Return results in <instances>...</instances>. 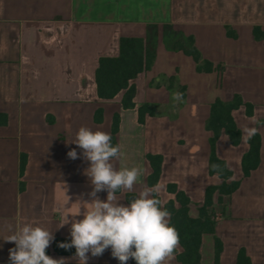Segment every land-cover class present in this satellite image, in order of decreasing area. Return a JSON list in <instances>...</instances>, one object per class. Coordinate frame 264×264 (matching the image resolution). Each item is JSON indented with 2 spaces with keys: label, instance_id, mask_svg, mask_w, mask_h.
Here are the masks:
<instances>
[{
  "label": "crops",
  "instance_id": "0c3cea01",
  "mask_svg": "<svg viewBox=\"0 0 264 264\" xmlns=\"http://www.w3.org/2000/svg\"><path fill=\"white\" fill-rule=\"evenodd\" d=\"M256 26L264 31V0H0V114L7 116L0 126V264H10L9 249L15 247L3 240L11 235L8 224L45 227L54 234L50 256H73L57 254L54 241L71 240L70 224L60 225L80 211L77 199L89 200L92 187L84 175L88 162L67 153L75 148L80 155L71 142L81 126L111 134L115 114L121 119L116 167L142 170L133 191L116 193L120 202L127 204V194L138 196L150 187L146 156L161 155L157 197L164 207L177 204L168 190L176 185L191 201L190 216L197 218L207 188L223 183L209 172L211 105L235 95L253 106L251 115L243 105L232 116L241 131L259 129L260 164L245 177L242 160L249 139L243 131L238 145L225 133L219 137L216 153L240 186L221 200L214 195L215 231L202 236L201 264H238L241 250L251 264H264V39H255ZM121 37L142 38L157 51L152 68L131 81L133 109L122 105L125 91L101 99L95 79L100 58L119 55ZM189 37L213 63L211 72H198L194 59L175 48L187 47ZM164 76H176L186 86L183 102L173 100L175 92L165 84L154 85ZM143 104L155 106L157 114L147 115L142 124L138 108ZM99 108L103 120L96 123ZM22 155L27 157L23 176ZM98 196L106 200L107 192ZM216 239L222 243L218 262ZM177 250L182 251L180 244ZM88 255V264H119L110 248L99 257ZM170 264H179L176 254Z\"/></svg>",
  "mask_w": 264,
  "mask_h": 264
},
{
  "label": "clouds",
  "instance_id": "9594fccd",
  "mask_svg": "<svg viewBox=\"0 0 264 264\" xmlns=\"http://www.w3.org/2000/svg\"><path fill=\"white\" fill-rule=\"evenodd\" d=\"M182 99L183 93H173V100ZM252 121L258 123L255 117ZM242 131L246 139H251L259 129L245 126ZM71 143L82 151L78 156L73 148L67 155L72 160L82 158L88 162L84 175L92 187L89 200L82 196L77 199L80 211L71 215V219L70 215L64 217L60 225L70 224L71 241L58 246L66 250L74 247L75 254L70 258H53L46 254L54 240L52 231L32 223L15 227L8 224L11 235L3 240L15 245L9 249L10 264H68L69 259L76 260L77 264H88L89 253L99 257L109 248L119 264H127L129 259H134L136 264H170L179 247V234L170 223L171 213L157 198L159 187L145 186L137 197L123 204L116 193L133 191L142 170L137 167L117 169L121 149L119 144L113 146L110 133L81 126ZM102 191L107 192L106 200L98 196ZM77 216L83 218L77 219Z\"/></svg>",
  "mask_w": 264,
  "mask_h": 264
},
{
  "label": "trees",
  "instance_id": "16d2710c",
  "mask_svg": "<svg viewBox=\"0 0 264 264\" xmlns=\"http://www.w3.org/2000/svg\"><path fill=\"white\" fill-rule=\"evenodd\" d=\"M228 35L236 38V32L228 28ZM254 36L256 40L264 39V31L261 27L254 28ZM188 46L183 43L177 44L176 49L183 50L187 55L191 56L197 64L198 72H211L213 63L203 58L199 49L195 46L193 37L187 39ZM120 53L117 57H102L99 60V66L96 70L95 79L97 84L98 96L104 100H111L117 94L125 91L122 105L124 109H133L136 107L134 97L136 95V87L131 83L133 79L141 73L150 70L155 62L157 51L156 47L149 44L142 38L137 37H121L120 38ZM165 84L172 92L183 93V102L186 99V86L180 84L176 76L161 77L154 85L160 86ZM245 105L248 115L252 114L253 106L245 104L241 96L235 95L232 101L225 102L217 100L211 105L210 116L206 123V128L212 133L210 137V158L209 172L211 175H218L223 179L220 186H210L206 190L204 204L199 207V215L197 218L190 216V199L183 192L177 189L176 185L170 184L168 190L176 194V203L170 201L165 205V208L171 213L170 223L176 228L179 234V244L182 251L176 250L174 254L177 256L179 264H201V243L202 236L206 233H214L215 231V211L213 209L214 195L219 193V200L223 196L231 195L239 186L240 181L232 180V171L228 168L226 162L220 159L216 153V143L219 137L225 133L229 136L233 145H238L242 139V131L235 122L232 111ZM104 110L99 108L95 113V122L101 123L103 120ZM139 122L145 123L147 115L155 116L157 109L150 104H143L138 108ZM120 115L115 114L112 125V144H118L116 135L120 129ZM7 124V116L0 114V126ZM249 151L244 155L242 160V169L245 177L256 169L260 164L261 136L259 133L249 139ZM147 160L152 167V173L147 178V184L150 187L156 186L162 172L163 158L161 155L147 154ZM27 163V157L21 156L20 174L24 175ZM216 166V167H214ZM25 185L20 183V190H24ZM120 192V191H118ZM135 194H127L126 200L131 201ZM158 198V197H157ZM159 199V198H158ZM68 238H58L54 241L53 249L59 255H74L75 248L63 249L58 245L60 243H70ZM222 250V243L216 239V262ZM46 254L50 256V251L46 249ZM131 264H136L134 259H131ZM238 264H251L250 259L246 257L244 250H241L238 255Z\"/></svg>",
  "mask_w": 264,
  "mask_h": 264
}]
</instances>
